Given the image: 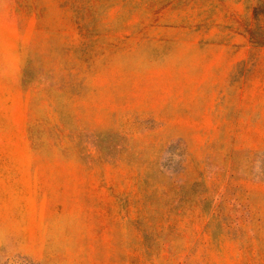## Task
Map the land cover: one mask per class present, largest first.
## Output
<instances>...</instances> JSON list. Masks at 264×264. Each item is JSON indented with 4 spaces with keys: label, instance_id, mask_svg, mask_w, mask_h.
Returning <instances> with one entry per match:
<instances>
[{
    "label": "rangeland",
    "instance_id": "1",
    "mask_svg": "<svg viewBox=\"0 0 264 264\" xmlns=\"http://www.w3.org/2000/svg\"><path fill=\"white\" fill-rule=\"evenodd\" d=\"M258 0H0V264H264Z\"/></svg>",
    "mask_w": 264,
    "mask_h": 264
},
{
    "label": "trees",
    "instance_id": "2",
    "mask_svg": "<svg viewBox=\"0 0 264 264\" xmlns=\"http://www.w3.org/2000/svg\"><path fill=\"white\" fill-rule=\"evenodd\" d=\"M255 9L258 13L264 14V0H258Z\"/></svg>",
    "mask_w": 264,
    "mask_h": 264
}]
</instances>
